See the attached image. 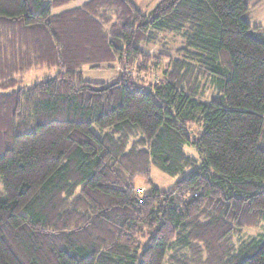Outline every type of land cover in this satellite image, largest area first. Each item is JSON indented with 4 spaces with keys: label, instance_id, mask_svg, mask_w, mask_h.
I'll use <instances>...</instances> for the list:
<instances>
[{
    "label": "trees",
    "instance_id": "1",
    "mask_svg": "<svg viewBox=\"0 0 264 264\" xmlns=\"http://www.w3.org/2000/svg\"><path fill=\"white\" fill-rule=\"evenodd\" d=\"M72 1L0 0V264H264L262 0ZM163 31L175 55L145 51Z\"/></svg>",
    "mask_w": 264,
    "mask_h": 264
},
{
    "label": "rangeland",
    "instance_id": "2",
    "mask_svg": "<svg viewBox=\"0 0 264 264\" xmlns=\"http://www.w3.org/2000/svg\"><path fill=\"white\" fill-rule=\"evenodd\" d=\"M85 1H88V0H74L60 7L59 9H66V8L80 6ZM160 1L161 0H133L136 6L143 12H149ZM260 4L262 5L255 6L252 9L250 21L253 25L254 24L264 25V17L262 18L259 17L260 16L259 13L261 11L262 13H264V0H262ZM156 34H157V38L155 41L146 42L142 44V47L145 51L151 52V53L167 52V53H171L175 55L177 48L180 47V45L184 43L183 37H179V34L177 33H170L167 31H163V32H157ZM118 70H119V67L115 68L114 65L105 66L101 68L86 67L83 69V78L93 83L104 84V83L109 82L113 78H115L118 75ZM57 71L58 69L56 67H53V68L44 67V68L32 69L23 75L24 83L22 85L28 86L34 82L46 79L47 77L57 73ZM201 84H205L203 85V86H206L205 90H203L205 92L204 97L206 99H209L211 94L214 91L212 88L213 87L212 84L209 83V80H205L204 78H201ZM185 150L191 155L198 156L197 150L192 146H188V145L185 146ZM180 177H182V175L170 176L162 172L160 169H158L155 166L151 167L152 182L155 185H157L160 189L168 190V189L173 188ZM135 185L138 189L140 188L146 191L149 190L150 188L149 183L143 177L136 178ZM4 195H5V188H4L3 178L0 175V199L4 198ZM262 230H263V227L247 229L246 231L243 232L242 235L240 234L235 237V240H234L235 244L239 245L245 239H250L253 236H258L260 233H262Z\"/></svg>",
    "mask_w": 264,
    "mask_h": 264
},
{
    "label": "water",
    "instance_id": "3",
    "mask_svg": "<svg viewBox=\"0 0 264 264\" xmlns=\"http://www.w3.org/2000/svg\"><path fill=\"white\" fill-rule=\"evenodd\" d=\"M122 77H123V71L121 70V71H119L118 75L115 78H113L112 80H110L107 83L94 86L93 89L95 91L106 90V89H108V88H110L112 86L120 84V82L122 80Z\"/></svg>",
    "mask_w": 264,
    "mask_h": 264
},
{
    "label": "crops",
    "instance_id": "4",
    "mask_svg": "<svg viewBox=\"0 0 264 264\" xmlns=\"http://www.w3.org/2000/svg\"><path fill=\"white\" fill-rule=\"evenodd\" d=\"M262 2V1H261ZM263 4V3H262ZM262 4H259L258 6H261ZM252 14V13H251ZM259 17L260 18H262V17H264V13H262V11L259 13ZM252 24V23H251ZM252 26H253V29H254V31H257V33H260V32H263V28H264V25H261V24H252ZM257 29V30H256Z\"/></svg>",
    "mask_w": 264,
    "mask_h": 264
}]
</instances>
